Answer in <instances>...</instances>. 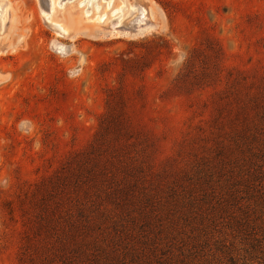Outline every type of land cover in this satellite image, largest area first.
Returning a JSON list of instances; mask_svg holds the SVG:
<instances>
[{
  "label": "rangeland",
  "instance_id": "1",
  "mask_svg": "<svg viewBox=\"0 0 264 264\" xmlns=\"http://www.w3.org/2000/svg\"><path fill=\"white\" fill-rule=\"evenodd\" d=\"M59 1L0 0V264H264V0Z\"/></svg>",
  "mask_w": 264,
  "mask_h": 264
},
{
  "label": "bare ground",
  "instance_id": "2",
  "mask_svg": "<svg viewBox=\"0 0 264 264\" xmlns=\"http://www.w3.org/2000/svg\"><path fill=\"white\" fill-rule=\"evenodd\" d=\"M50 1V3L51 2H53V6H52V9H53V11H54V6H57V5H59V3H60V1L59 0H49ZM91 1H93V0H91ZM94 1H96L95 2V4H96V6H95V8L96 9H98L100 6L98 5V1H101V0H94ZM114 1L115 0H111V4H110V7H112V10H111V12L112 13H117V12H121V13H123L124 14V10H125V8H124V6H118V5H113V3H114ZM139 2H140V4L142 3V1H140V0H138ZM137 0H134V2H136V3H139ZM83 2H79V4H82ZM91 3V2H90ZM76 4H78V3H76ZM51 5V4H50ZM51 7V6H50ZM72 7V6H71ZM70 7V8H71ZM2 6L0 5V12H1V10H2ZM57 8V7H56ZM73 8V7H72ZM51 9V10H52ZM53 11H52V13H53ZM128 14V13H127ZM105 13H103L101 16H100V18L102 19L103 17H105ZM127 17H129L128 15H127ZM123 19H126L127 20V18H126V15H124L123 16V18H122V20ZM45 20L46 21H51L52 22V24H51V26H53V27H55L56 29H58V31H60V33H63L64 35H66V36H70L71 35V33H72V30L71 29H69L68 27H66L65 25H63V24H60V23H55V21H53L52 19H51V16L49 15V18H45ZM104 20L102 19L101 20V23L103 22ZM90 22V21H89ZM86 23H88V20H86ZM121 23V20L120 21H118L117 22V25L118 24H120ZM116 28H112V31L110 30V34L111 35H115V34H119L120 36L121 35H124L125 33H123V32H119V31H117V30H115ZM59 35V34H58Z\"/></svg>",
  "mask_w": 264,
  "mask_h": 264
},
{
  "label": "trees",
  "instance_id": "3",
  "mask_svg": "<svg viewBox=\"0 0 264 264\" xmlns=\"http://www.w3.org/2000/svg\"><path fill=\"white\" fill-rule=\"evenodd\" d=\"M49 222H50V220H49Z\"/></svg>",
  "mask_w": 264,
  "mask_h": 264
}]
</instances>
